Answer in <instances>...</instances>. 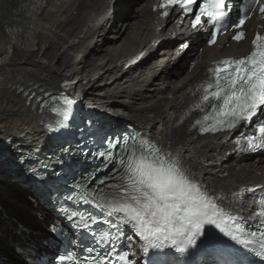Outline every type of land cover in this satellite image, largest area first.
<instances>
[{"label":"bare ground","instance_id":"bare-ground-1","mask_svg":"<svg viewBox=\"0 0 264 264\" xmlns=\"http://www.w3.org/2000/svg\"><path fill=\"white\" fill-rule=\"evenodd\" d=\"M125 1L0 0V186L15 192L13 196L21 191L32 198L28 200L32 205L20 210L28 214L34 228H28L30 233L41 231L34 235L19 231L1 217L0 243L13 257L5 264L17 259L24 264L26 257L18 254L21 243L39 248L37 241L44 239L45 253H51L60 236L57 219L32 197L38 193L15 175L19 155L37 163L42 158L38 152L50 153L56 142L47 136L45 114L27 92L63 94L130 124L142 138L171 152L198 183L225 203L238 201L252 208L258 194L243 190L264 184V158L231 154L224 136L199 138L189 130L196 116L183 122L179 118L199 99L196 89L207 63L246 54L248 42L227 50L204 49L201 44L199 54L192 44L187 58L194 56V66L189 68L187 54L179 59L174 50L175 17L160 22L145 5ZM136 8L135 21L131 15ZM256 25L250 22L248 29ZM5 208L2 213L7 215L10 208ZM7 255L0 250L1 259L7 260Z\"/></svg>","mask_w":264,"mask_h":264},{"label":"snow or ice","instance_id":"snow-or-ice-1","mask_svg":"<svg viewBox=\"0 0 264 264\" xmlns=\"http://www.w3.org/2000/svg\"><path fill=\"white\" fill-rule=\"evenodd\" d=\"M176 6L191 18L192 28L211 26L209 45L216 42L218 33L230 29L237 30L234 40H242L241 29L257 6L264 16V0H163L159 7ZM252 46L246 57L218 61L207 69L211 77L197 87L201 95L191 109L203 111L211 105V113L195 119L189 130L198 127L201 135L222 133L226 137L238 133L234 150L240 152H264V36L258 34ZM35 103L42 109L47 104V111L55 113L47 125L50 133L62 134L72 128L67 96L37 98ZM249 125L254 126V133L244 130ZM80 154L86 160L89 156L103 160L106 174L98 176L100 168L81 172L69 166L73 191L65 200L76 207L61 205L60 214L79 236L69 240L70 247L56 257L55 264H113L111 258L126 238L125 228L140 241L139 252L132 255L147 258V264H197V256L205 258L201 264H257L250 259L253 256L264 264V197L254 199L252 208L238 201L225 203L198 183L171 152L146 138L108 139L102 149ZM55 163L63 161L56 159ZM108 165H113L112 171ZM243 191L255 193L256 189ZM80 205L98 210L103 221L80 211ZM100 223L107 228L93 227ZM51 231H56L55 225ZM84 239L91 245L84 246L88 255L81 259L75 249ZM174 253L184 259L177 260ZM18 254L26 257L24 264H53L30 243H21ZM119 260L126 261L127 254Z\"/></svg>","mask_w":264,"mask_h":264},{"label":"rangeland","instance_id":"rangeland-1","mask_svg":"<svg viewBox=\"0 0 264 264\" xmlns=\"http://www.w3.org/2000/svg\"><path fill=\"white\" fill-rule=\"evenodd\" d=\"M5 183H8V182H4V185H5ZM17 191H19V190H17ZM12 192L7 191V190L5 191L3 189V187L0 186V219H1V217H3L4 221H8L9 223L15 224V227H16L17 222H19V223L23 222L27 227L34 229L29 223L30 220L28 219V214H23L24 212L20 210L22 208V206L31 204V203H28V200H31L32 198L29 199V195H26V194L24 195L21 191H19L20 195H15V196H13V193H15V192H13V193ZM11 193H12V195H11ZM5 198L7 200H10L11 202L9 203V201L5 200ZM11 198H13V200ZM5 206H8L10 208L7 212V215H4L2 213L4 211L2 209L3 208L6 209ZM15 208H18V209L15 210ZM14 213H16V214L14 215ZM22 215H24V218ZM14 221H16V223ZM6 225H8V223H6ZM1 228H2V223H0V229ZM38 229H40V228H38ZM12 230H13L12 228H9L7 231L11 232ZM35 233L39 234V233H41V231H34L33 233H30V234L34 235ZM38 244H39V242L37 241L36 245H38ZM46 248L47 247H45V249ZM0 250L3 251L5 254H8L7 255L8 258L5 261H7V263H10L11 262L10 259L13 257L10 254V251L7 249V247L0 243ZM16 261H17L16 263H11V264H21L19 259H17Z\"/></svg>","mask_w":264,"mask_h":264}]
</instances>
